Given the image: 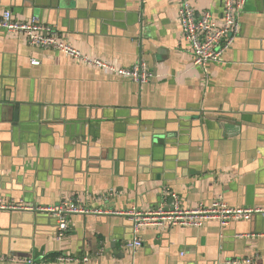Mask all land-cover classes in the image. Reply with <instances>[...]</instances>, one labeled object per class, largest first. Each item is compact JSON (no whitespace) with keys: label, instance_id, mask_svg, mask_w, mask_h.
<instances>
[{"label":"crops","instance_id":"crops-1","mask_svg":"<svg viewBox=\"0 0 264 264\" xmlns=\"http://www.w3.org/2000/svg\"><path fill=\"white\" fill-rule=\"evenodd\" d=\"M187 2L221 17L222 0ZM179 6L0 0V16L38 17L82 54L116 68L141 60L153 76L138 85L0 29V199L98 212L71 215L58 241L50 215L0 211V264H264V215L135 230L119 214L169 207L170 192L183 208L218 198L264 207V0L246 1L230 49L204 70L192 65ZM135 237L142 246L126 250Z\"/></svg>","mask_w":264,"mask_h":264},{"label":"built area","instance_id":"built-area-1","mask_svg":"<svg viewBox=\"0 0 264 264\" xmlns=\"http://www.w3.org/2000/svg\"><path fill=\"white\" fill-rule=\"evenodd\" d=\"M247 0H222V13L220 19L212 17L209 12L199 16L195 14L187 0H180L178 21L181 32L190 44L192 65L205 69L210 63H219L225 52L230 49L234 38L239 31L238 16ZM0 29L12 34L25 35L28 44L32 47L56 50L66 57L90 65L96 69L109 72L119 77H126L132 82L143 85L152 79V73L146 65L139 60L129 68H116L108 62L92 58L72 48L57 37L56 32L49 26L41 23L38 17H31L25 22H17L12 18V13L4 11L0 16ZM32 66H37V61H31ZM109 191L105 197L112 196ZM172 204L167 207L159 205L152 210L142 212L135 208L119 212L126 216L135 230L141 226L172 227H200L207 221H217L221 228H226L231 222L249 220L255 215H264V207L228 206L223 199L218 198L211 204L199 203L194 208H183L180 198L175 193H168ZM2 212H41L50 215L56 220V236L58 241L63 240L68 230V218L74 214L98 213L79 207L73 201L60 202L55 206L42 207L24 203L6 202L0 199ZM142 246L141 241L135 237L125 244L128 251H135ZM60 262L74 261L72 258H58ZM76 261V260H75ZM82 261L86 262L87 258ZM20 264H32L31 259L18 260ZM223 264H251V259H225Z\"/></svg>","mask_w":264,"mask_h":264},{"label":"water","instance_id":"water-1","mask_svg":"<svg viewBox=\"0 0 264 264\" xmlns=\"http://www.w3.org/2000/svg\"><path fill=\"white\" fill-rule=\"evenodd\" d=\"M169 205H171V200H169Z\"/></svg>","mask_w":264,"mask_h":264}]
</instances>
